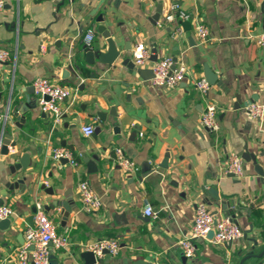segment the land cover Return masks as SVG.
Here are the masks:
<instances>
[{"label": "crops", "instance_id": "crops-1", "mask_svg": "<svg viewBox=\"0 0 264 264\" xmlns=\"http://www.w3.org/2000/svg\"><path fill=\"white\" fill-rule=\"evenodd\" d=\"M175 5L192 18L163 24ZM200 22L211 31L206 44L194 31ZM88 30L96 34L90 49L103 55L93 64L83 51ZM263 32L264 0H6L0 47L13 58L0 63V115L7 117L0 136L5 127L18 140L16 149L14 140L7 147L8 155L0 144V203L14 211L9 229L0 228V264H18L15 251L34 226L38 203L69 238L66 248H53L58 264H86L81 254L111 238L120 242V251L104 255L102 264H240L249 254L258 258L245 264H264V180L245 159L241 177H230L224 166L228 154L242 157L248 147L264 170V118L252 122L245 115L249 102L264 100V48L249 38ZM142 42L150 58L156 51L158 61L184 60L188 78L175 89L153 87L139 73L152 70L150 58L142 67L134 60ZM207 68L220 84L203 95L193 82L206 78ZM39 77L72 90L61 105L60 123L38 104L26 120L14 115L15 104L8 106L12 91L25 102ZM207 104L217 107V133L200 123ZM89 125L95 133L86 137L83 128ZM56 148L72 152L79 165L58 164L52 158ZM115 148L139 171L124 172L115 163ZM25 150L29 168L11 176L10 165ZM21 178L20 189L6 187ZM84 181L103 200L96 214L82 211L78 189ZM58 201L72 209L66 221ZM146 202L157 219L144 217ZM201 203L218 219L233 217L243 237L231 246L200 240L195 258L187 259L179 243L192 231Z\"/></svg>", "mask_w": 264, "mask_h": 264}, {"label": "built area", "instance_id": "built-area-1", "mask_svg": "<svg viewBox=\"0 0 264 264\" xmlns=\"http://www.w3.org/2000/svg\"><path fill=\"white\" fill-rule=\"evenodd\" d=\"M6 6V0H0V13ZM189 13L181 11L178 6H173L171 11L165 16L163 24L176 25L191 19ZM161 25V23H160ZM179 31V30H178ZM196 36L202 44H206L211 40V31L208 26L202 22L195 26ZM96 34L93 30H88L84 38L86 47H91L95 40ZM257 45L264 48V32L254 33L249 37ZM151 54L145 43H139L134 49V60L138 67H142L150 58ZM13 55L7 49L0 47V63L11 61ZM152 70L154 78L151 84L155 88L175 89L180 83L185 81L189 75V68L184 60L174 61L173 58H164L157 63H153ZM198 92L205 95L212 86L206 78H200L193 82ZM37 104L43 113L53 116L56 123H60L63 116L61 105L69 100L72 90L69 87L56 84L46 78H37L32 84ZM200 123L210 133H217L221 129L220 123L217 121V107L213 104H207ZM245 115L252 121L261 122L264 118V100L251 103L245 109ZM7 117L0 115V130L2 123ZM83 133L86 137L95 133V127L92 125L84 126ZM58 164L62 160H67L68 164L78 166L72 152L65 148H56L53 150L52 157ZM115 163L126 173H135L139 171L136 164L125 156L120 148L114 149ZM244 159L235 153L228 154L224 163L225 172L232 174L235 178L244 174ZM80 201L82 202V211L86 214H96L103 206V200L95 193L89 182H80L79 184ZM14 215L13 209L6 204L0 203V220L11 219ZM143 215L145 218L157 219L158 212L154 211L149 202L145 203ZM195 222L192 231L180 241L179 245L182 254L187 259H193L196 256L197 242L207 239L208 233L214 231L215 237L212 243L216 246H231L240 238L243 233L236 220L231 216L221 217L218 219L205 203L198 204L195 209ZM34 226L28 227L24 232V244L15 251V258L18 264H52L49 252V244H53L54 248L64 249L69 245V238L65 234L59 233L54 220L47 214L43 205H36L34 214ZM34 248L32 251L31 248ZM120 242L117 239H103L95 242L88 247L89 252L94 253L99 261L104 257V252L109 255H117L120 251ZM164 264V263H156ZM168 264V263H167Z\"/></svg>", "mask_w": 264, "mask_h": 264}, {"label": "water", "instance_id": "water-1", "mask_svg": "<svg viewBox=\"0 0 264 264\" xmlns=\"http://www.w3.org/2000/svg\"><path fill=\"white\" fill-rule=\"evenodd\" d=\"M160 13H158L156 16H155V20L158 21L160 19ZM102 20V19H101ZM185 25H189V23H184V26ZM99 32L101 34H104V37H106L107 39H110V34L109 32L106 30V27L104 26H99L98 28ZM111 44V42H109ZM83 51L85 54V59H86V62L90 63V64H93L95 62V59H100L103 57L102 53L100 52H93L89 47H86L84 46L83 48ZM150 61L152 63H157L158 62V57H157V53L156 51L153 52V56L150 58ZM113 61H108V63L112 64ZM176 62V61H175ZM71 71V70H68V72ZM139 73L141 74V77L146 79V80H151L154 78V71L153 70H147V69H144V70H139ZM67 73H65L64 76H66ZM205 77H206V80L211 84V85H216L217 83L220 84V80L218 79L219 77L216 76V74L210 69V68H207L206 69V73H205ZM32 93L31 91H27L28 92V97L26 98V101L24 102H21L20 98L16 97L17 93L16 92H13L12 91V94L11 96L9 97V100H8V106L9 108L15 104L14 106V115L18 116L20 114L23 115L22 117V120H26L28 118H31L32 116L30 115H33L34 111H36V108H37V100L36 98L31 100V97L33 96V94H35V91H34V88L32 87ZM252 102H249L247 106L251 105ZM104 114H99V117L102 118L103 121H105L104 119V116H102ZM30 116V117H29ZM16 126L20 127L21 124H20V121H18L16 123ZM15 141L13 144H12V148L16 149V145H17V140H18V136H15L13 137L12 135H10L5 127H3V131L1 133V136H0V144L2 146V154L3 155H8V146L11 145V142L12 141ZM5 150V151H4ZM25 152V155L20 158L16 163H12L10 166V175L11 176H16L19 172L23 171V170H27L29 168V163H30V156L29 154L27 153V150L24 151ZM13 157H16V153H13L12 155ZM242 158L245 159V161L247 162H253L254 166H255V172L256 174H258L260 177L263 178L264 180V170L262 169V167L259 165V161L257 159V156H255L254 154H251L249 151H248V147L245 148V153L242 155ZM95 160H97L98 158H94ZM62 164H68L67 160H62L61 162ZM230 177L232 178H235L232 174L229 175ZM7 188L10 190V191H14V190H17V189H20V186L21 185H24V178H21V179H16V181L14 180H10L8 181V183L6 184ZM43 189H45L47 192H50L51 191V195H53V191L51 189H47L46 187H43ZM215 197H217V195L215 194ZM57 205L61 206L62 209H63V216H64V220L66 221V219L69 217L70 213L72 212V209L71 207L69 206L68 202H57ZM228 206L225 205V209H227ZM34 213L36 212V208H34ZM2 225H0V228H3L4 226V229H9V227L11 226L12 222L10 219H6V220H2L0 221ZM208 237L207 239L208 240H213L214 237H215V234H214V231H210L208 233ZM21 238H23V235L21 234L20 236ZM251 242H253L254 246H257L258 245V242L257 240L255 239H250ZM24 244V242L22 243V245ZM49 248L52 250L51 253H50V257H51V263L52 264H58L57 261H55V257L53 256V244H49ZM31 250L33 251L34 248L32 247ZM108 252H104V255H107ZM81 257L82 259L86 262V264H102V260L100 259L99 261L97 260L96 256L94 255V253L92 252H89V251H86L84 253L81 254ZM258 257L255 256L254 254H249L247 256H245L241 263L240 264H245L247 263L249 260H255L257 259ZM135 264H146L142 261H139V262H136Z\"/></svg>", "mask_w": 264, "mask_h": 264}]
</instances>
